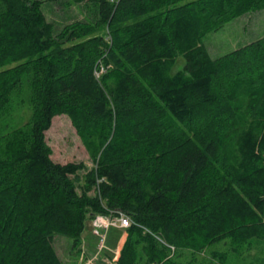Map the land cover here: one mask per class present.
<instances>
[{
  "label": "trees",
  "instance_id": "16d2710c",
  "mask_svg": "<svg viewBox=\"0 0 264 264\" xmlns=\"http://www.w3.org/2000/svg\"><path fill=\"white\" fill-rule=\"evenodd\" d=\"M40 3L0 0V118L24 83L33 101L26 131L0 139V264H63L54 235L75 246L114 210L132 221L115 264L264 240V37L218 58L203 44L264 0H97L96 24L57 34ZM60 113L94 160L80 184L44 137Z\"/></svg>",
  "mask_w": 264,
  "mask_h": 264
},
{
  "label": "rangeland",
  "instance_id": "374dc122",
  "mask_svg": "<svg viewBox=\"0 0 264 264\" xmlns=\"http://www.w3.org/2000/svg\"><path fill=\"white\" fill-rule=\"evenodd\" d=\"M40 1L46 20L54 24V34L59 33L67 24L87 21L96 24L100 18L97 0ZM97 34L105 35L110 41L109 29L105 23H99L91 33V35ZM262 37H264V8L246 12L226 21L218 29L206 33L203 44L212 58H218ZM183 64L184 59L178 57L169 70L170 74L181 69ZM110 66L107 65V68L110 69ZM98 68L102 72L106 67L99 64ZM32 105L31 87L28 83H24L19 91L13 93L6 112L0 118V139L9 135L17 136L20 129L26 131L28 128L26 123L32 114ZM44 137L51 148L50 156L53 161L75 162L81 165L77 173V181L80 184L84 173L93 167L94 160L69 117L63 113L54 115L50 126L44 131ZM96 216L87 220L86 227L75 246L72 238L62 234L54 235L53 246L63 264L116 263L126 230L122 227L110 226L104 231L99 227L97 233L95 231L97 226L94 224ZM101 236L104 241L100 240ZM231 247V244L224 242L211 243L195 254H192L190 249L182 250L179 258L183 262L191 261V264H264L263 239L253 238L246 243L235 245L236 250ZM212 251L226 252L225 262L221 263L219 259L213 257Z\"/></svg>",
  "mask_w": 264,
  "mask_h": 264
},
{
  "label": "built area",
  "instance_id": "2783aa9c",
  "mask_svg": "<svg viewBox=\"0 0 264 264\" xmlns=\"http://www.w3.org/2000/svg\"><path fill=\"white\" fill-rule=\"evenodd\" d=\"M96 220H94V224L97 226L95 227V231L98 233L97 228L102 227L104 231L110 227V226H117L122 228H127L131 225L132 221L129 217V215L121 210H114L113 212L105 215H97ZM100 240L104 241V238L102 236L100 237ZM173 249V247H171Z\"/></svg>",
  "mask_w": 264,
  "mask_h": 264
}]
</instances>
